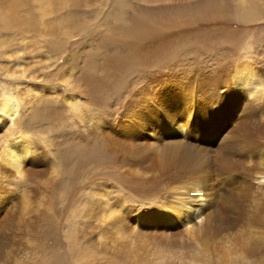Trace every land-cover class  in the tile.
Here are the masks:
<instances>
[{"label": "rangeland", "instance_id": "rangeland-1", "mask_svg": "<svg viewBox=\"0 0 264 264\" xmlns=\"http://www.w3.org/2000/svg\"><path fill=\"white\" fill-rule=\"evenodd\" d=\"M245 1L1 0L0 12L13 9L0 21V151L23 131L47 164L23 181L0 169V189L12 196L6 212L27 220L0 264H241L228 249L238 246L230 233L242 219L168 238L146 228L156 240L133 244L95 198L108 192L116 214L152 208L100 143L99 124L120 114L129 93L244 59L264 71V0ZM7 97L19 105L10 121L2 119Z\"/></svg>", "mask_w": 264, "mask_h": 264}, {"label": "bare ground", "instance_id": "bare-ground-1", "mask_svg": "<svg viewBox=\"0 0 264 264\" xmlns=\"http://www.w3.org/2000/svg\"><path fill=\"white\" fill-rule=\"evenodd\" d=\"M12 9L1 11L0 21H8ZM263 73L244 59L233 68L222 66L213 73H188L183 78L173 75L129 93L120 114L99 124L104 137L100 143L116 157L126 184L136 185L138 192L130 187L131 191L153 200L152 208L127 209L123 200L126 213L116 214L106 192L95 198L101 216L116 230L123 228L133 244L134 237L156 240L143 232L146 228L168 238L184 226L189 235L242 219L240 228L230 233L238 246L228 249V256L233 263L264 264ZM18 106L12 97L5 98L2 119L12 120ZM202 115L210 121H203ZM196 124L205 127L204 134L197 133ZM4 143L0 151L4 178L23 181L47 164L23 131ZM11 198L0 189V256L16 228L27 224L24 216L16 221L18 206L16 212H6Z\"/></svg>", "mask_w": 264, "mask_h": 264}]
</instances>
